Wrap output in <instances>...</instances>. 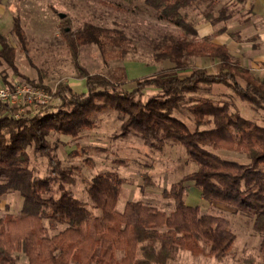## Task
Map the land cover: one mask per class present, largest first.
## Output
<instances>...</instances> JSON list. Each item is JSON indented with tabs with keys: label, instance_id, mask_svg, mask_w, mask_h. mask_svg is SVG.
Here are the masks:
<instances>
[{
	"label": "trees",
	"instance_id": "16d2710c",
	"mask_svg": "<svg viewBox=\"0 0 264 264\" xmlns=\"http://www.w3.org/2000/svg\"><path fill=\"white\" fill-rule=\"evenodd\" d=\"M199 1L144 0L159 20L180 29L183 38L155 49V62L168 61L174 67L132 80L131 90L125 88L126 76L91 74L78 63L83 46L97 45L106 54L107 42L116 41L109 31L92 24L66 30L69 20H61V35L85 83L82 92L65 82L49 88L40 72L37 82L30 79L16 64L17 49L0 33V60L13 75L46 90L53 103L22 119L10 117L8 105H0L6 112L0 118V199L10 193L23 198L18 215L7 213L0 218V264H21L20 255L27 264H173L182 251L223 261L237 239L232 224L224 216L203 214L199 206L187 204L190 186L205 202L232 208L252 220L253 232L262 238L259 252L264 264V126L242 116L232 102L209 98L194 99L189 106L193 128L174 115L189 95L214 86L228 88L240 102L264 111V81L240 66L227 47L197 38L188 11ZM206 17L212 25L230 18L225 10ZM12 31L29 60V41L18 14ZM227 32L224 24L216 34ZM117 34L124 38L121 32ZM196 57L219 60V70L210 73L195 68L181 77L179 72L188 71L189 60ZM147 91L154 93L147 98ZM107 111L123 119L116 137H139L145 147L160 152L168 144L181 145L197 165L195 172L164 190V199L174 204L170 213L141 201H129L120 211L117 205L124 181L113 172L91 180L87 203L69 189L76 185L78 172L65 168L58 158V150L65 146L61 137L78 139L95 129L96 116ZM208 147L241 153L249 163L223 160ZM86 153L83 148L69 157ZM33 156L46 161L45 177L35 176ZM93 210L100 214L96 216ZM46 220L65 229L48 237ZM246 262L256 264V259Z\"/></svg>",
	"mask_w": 264,
	"mask_h": 264
},
{
	"label": "rangeland",
	"instance_id": "374dc122",
	"mask_svg": "<svg viewBox=\"0 0 264 264\" xmlns=\"http://www.w3.org/2000/svg\"><path fill=\"white\" fill-rule=\"evenodd\" d=\"M11 12L9 27L5 37L10 46L17 49L16 64L26 76L34 81L39 80V72L45 75L44 84L54 89L60 82L69 84L76 92L85 89L81 72L76 68L73 58L68 51L64 38L61 35L59 14H65L69 20L66 30L74 31L92 24L111 32L116 37L115 43L108 41L106 54H102L97 45L83 46L79 51L78 63L91 74H100L107 77L126 76L128 83L126 89L131 90L134 79L155 76L174 67L170 62L154 61L156 47H163L172 43L183 35L180 29L158 19L154 10L148 7L144 0H135L132 5L122 0H0V7ZM236 6L231 0H218L212 4L209 0H200L194 8L188 11L189 19L198 28L200 24H211L206 15L209 12L215 16L225 10L230 16ZM239 10V8L237 9ZM19 15L29 41V62L21 51L17 38L13 33V18ZM226 25L230 32V18L225 23L212 25L210 36L203 38L197 32V38L203 40L219 36L216 32ZM123 34L121 39L118 32ZM227 32V33H228ZM225 34V33H223ZM2 62V61H1ZM0 70L4 84L0 87H11L16 81L25 82L8 69L2 62ZM190 69L179 72L181 77L187 76L192 69L206 68L215 73L220 68L217 59L196 57L189 60ZM260 81L261 76H255ZM262 80V79H261ZM28 83V82H26ZM42 88V87H40ZM147 91V98L153 94ZM209 98L214 101H230L245 118L264 126V111L255 110L248 104L240 102L233 92L223 86L203 87L200 92L189 95L183 102L180 110L174 115L191 128L194 120L188 108L194 99ZM52 100L47 102L50 106ZM44 104L26 108L28 115H34L41 110ZM97 127L81 134L78 139L62 136L65 146L58 150V158L65 168L77 169V183L69 189L83 202H89L87 189L91 180L100 173H117L124 181L118 209L121 210L129 201L156 207L161 211L170 213L174 209L172 201L164 199V190L180 181L184 176L197 170L192 163L186 149L181 145L168 144L163 151H155L144 146L143 140L136 136L116 137L123 122L120 115L107 111L96 116ZM86 148L87 153L81 157L71 158L69 155ZM207 150L226 161L249 163L245 155L226 150ZM32 153V151H29ZM31 168L37 178L46 176V161L32 157ZM151 185H147V183ZM23 198L18 193H10L0 199V218L7 213L18 215L21 211ZM190 206H199L203 214L221 215L229 219L236 234V242L231 252L223 261L207 256H193L189 251L180 252L179 258L173 264H249V258H255L256 264H262L259 252L262 238L253 232L251 219L236 212L234 209L220 205L210 204L201 199L197 190L190 186L186 200ZM97 216L99 211L93 210ZM46 236L51 237L65 226L45 221ZM21 264H27L25 256L20 255ZM74 264V263H71Z\"/></svg>",
	"mask_w": 264,
	"mask_h": 264
},
{
	"label": "crops",
	"instance_id": "0c3cea01",
	"mask_svg": "<svg viewBox=\"0 0 264 264\" xmlns=\"http://www.w3.org/2000/svg\"><path fill=\"white\" fill-rule=\"evenodd\" d=\"M231 3L236 8L230 14V32L214 37L211 42L227 47L240 66L248 69L254 77L261 76L260 81H264V0H245L243 3L231 0ZM11 17L9 10L0 7V33L3 35ZM212 29V24L202 23L196 31L205 38L210 36ZM1 63L0 60V69ZM1 71L0 86L4 84Z\"/></svg>",
	"mask_w": 264,
	"mask_h": 264
},
{
	"label": "built area",
	"instance_id": "2783aa9c",
	"mask_svg": "<svg viewBox=\"0 0 264 264\" xmlns=\"http://www.w3.org/2000/svg\"><path fill=\"white\" fill-rule=\"evenodd\" d=\"M50 100L51 95L46 90L30 83L16 81L11 87H0V105H8L10 111L7 113L14 119L28 116L26 108L40 104H44L41 108H45ZM5 113L0 109V118Z\"/></svg>",
	"mask_w": 264,
	"mask_h": 264
},
{
	"label": "water",
	"instance_id": "95a60500",
	"mask_svg": "<svg viewBox=\"0 0 264 264\" xmlns=\"http://www.w3.org/2000/svg\"><path fill=\"white\" fill-rule=\"evenodd\" d=\"M59 18L60 19H65L66 18V15L65 14H59Z\"/></svg>",
	"mask_w": 264,
	"mask_h": 264
}]
</instances>
